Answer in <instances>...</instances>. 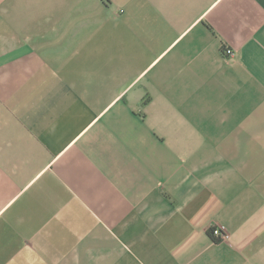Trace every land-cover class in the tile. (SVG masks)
<instances>
[{"label": "crops", "instance_id": "crops-1", "mask_svg": "<svg viewBox=\"0 0 264 264\" xmlns=\"http://www.w3.org/2000/svg\"><path fill=\"white\" fill-rule=\"evenodd\" d=\"M0 264H264V0H0Z\"/></svg>", "mask_w": 264, "mask_h": 264}, {"label": "built area", "instance_id": "built-area-1", "mask_svg": "<svg viewBox=\"0 0 264 264\" xmlns=\"http://www.w3.org/2000/svg\"><path fill=\"white\" fill-rule=\"evenodd\" d=\"M223 54L227 57H234L235 51L231 48H224ZM211 237H213L215 240L217 239L220 241H227L229 238V233L225 226H213L211 228Z\"/></svg>", "mask_w": 264, "mask_h": 264}]
</instances>
